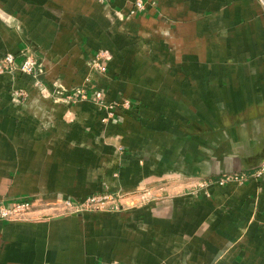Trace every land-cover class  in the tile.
Returning a JSON list of instances; mask_svg holds the SVG:
<instances>
[{
  "label": "crops",
  "instance_id": "crops-1",
  "mask_svg": "<svg viewBox=\"0 0 264 264\" xmlns=\"http://www.w3.org/2000/svg\"><path fill=\"white\" fill-rule=\"evenodd\" d=\"M134 1L0 0V58L44 67L0 75V205L34 203L0 264H264V0ZM100 192L122 209L62 208Z\"/></svg>",
  "mask_w": 264,
  "mask_h": 264
},
{
  "label": "built area",
  "instance_id": "built-area-1",
  "mask_svg": "<svg viewBox=\"0 0 264 264\" xmlns=\"http://www.w3.org/2000/svg\"><path fill=\"white\" fill-rule=\"evenodd\" d=\"M145 3L142 0H135L132 4V8L129 11L130 15H134L138 11H143ZM109 58L105 54H97L93 63L94 68L100 72H105L104 61ZM4 73L14 74L19 73L21 75L30 77L36 86L41 85L40 77L44 74V67L37 60V58L29 51H22L19 56L13 54H5L0 58V75ZM66 100L74 102H90L97 106L104 112L103 122L113 117V110L118 105L115 103H105L103 100V93L100 90H92L90 93L85 89L76 88L71 92H66L61 89ZM17 96L24 95L22 92L15 93ZM57 100H60L58 98ZM123 108H128L129 103L123 102ZM256 179H260L264 176V161L260 168L253 174ZM245 180L244 176H226L218 181L220 186L228 182L241 183ZM32 200H20L12 206L0 205V220L6 221H18L25 218L27 214L33 209ZM62 208L68 212L81 213V212H118L122 209L121 198L118 195L109 192H100L88 196L81 202H73L70 200H63ZM108 264H118L116 262H110Z\"/></svg>",
  "mask_w": 264,
  "mask_h": 264
}]
</instances>
